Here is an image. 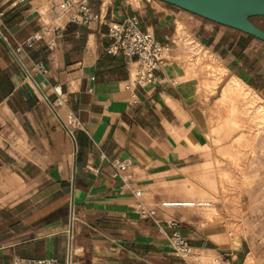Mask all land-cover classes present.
Wrapping results in <instances>:
<instances>
[{
  "label": "crops",
  "instance_id": "crops-1",
  "mask_svg": "<svg viewBox=\"0 0 264 264\" xmlns=\"http://www.w3.org/2000/svg\"><path fill=\"white\" fill-rule=\"evenodd\" d=\"M90 5L98 18L81 26L60 0H0V264H178L170 222L211 252L190 219L197 208L182 204L194 198L185 188L208 160L210 120L226 117V85L235 78L264 98V42L156 0ZM131 17L170 56L148 88L128 89L135 67L108 52L110 24ZM57 21L64 30L52 47L25 45ZM182 36L220 73L209 93ZM114 159L128 164L123 180ZM134 191L161 229L138 215Z\"/></svg>",
  "mask_w": 264,
  "mask_h": 264
},
{
  "label": "rangeland",
  "instance_id": "rangeland-1",
  "mask_svg": "<svg viewBox=\"0 0 264 264\" xmlns=\"http://www.w3.org/2000/svg\"><path fill=\"white\" fill-rule=\"evenodd\" d=\"M253 23L264 28V19ZM178 44L188 51L189 61L196 59L190 68L202 76L209 93L220 82V73L190 38L182 36ZM208 80L210 86L205 85ZM223 93L226 117L210 120L209 157L185 188L194 198L182 204L197 208L190 219L202 243L213 249L206 253L208 259L221 251L235 264H264V98L245 88L243 97ZM223 130L225 144L218 152ZM200 202L209 206L197 207Z\"/></svg>",
  "mask_w": 264,
  "mask_h": 264
},
{
  "label": "built area",
  "instance_id": "built-area-1",
  "mask_svg": "<svg viewBox=\"0 0 264 264\" xmlns=\"http://www.w3.org/2000/svg\"><path fill=\"white\" fill-rule=\"evenodd\" d=\"M60 8L63 14L69 15L68 20L72 24L86 26L98 18L91 9L90 0H60ZM63 30L64 26L58 21L53 25L44 26L39 32L27 40L25 45L31 47L35 43L43 41L48 47H52L54 42L61 37ZM109 37L112 42L108 47V52L123 56L135 67L129 78L128 89L133 87H151L157 79L155 72L162 69L170 61L168 53L155 41L153 36L140 30L139 22L136 18H126L122 22L110 24ZM20 51L21 48H18L16 53ZM14 55L16 54L14 53ZM37 71L42 73L44 70L42 66H38ZM53 91L58 97L60 96L58 88H53ZM57 104V106H61L62 102L60 99L57 100ZM50 106L55 112L53 106ZM72 121L73 117L69 115L66 118V122L63 123V127L67 131ZM127 165V162L124 160H112L110 166L113 170V177L123 180L122 173L126 170ZM133 197L138 215L143 219L152 221L161 229V222L144 206L141 200L142 193L140 191H134ZM186 206H189V204H186ZM198 207H202V205ZM168 227L171 229V234L168 238L169 245L178 260V264H235L223 253H218V256L208 259L204 250L190 245L188 239L181 233L178 223L170 222ZM12 264L61 263L52 258H45L33 261L17 260ZM64 264H70V262L67 261Z\"/></svg>",
  "mask_w": 264,
  "mask_h": 264
},
{
  "label": "water",
  "instance_id": "water-1",
  "mask_svg": "<svg viewBox=\"0 0 264 264\" xmlns=\"http://www.w3.org/2000/svg\"><path fill=\"white\" fill-rule=\"evenodd\" d=\"M156 1L198 16L211 23L236 30L264 42V31L257 28L251 21L255 18H264V0ZM28 76L32 80L29 74Z\"/></svg>",
  "mask_w": 264,
  "mask_h": 264
},
{
  "label": "bare ground",
  "instance_id": "bare-ground-1",
  "mask_svg": "<svg viewBox=\"0 0 264 264\" xmlns=\"http://www.w3.org/2000/svg\"><path fill=\"white\" fill-rule=\"evenodd\" d=\"M244 88L246 89V87L239 80L233 78L231 80V82H229V84L224 88V93L223 94H226V96H227V94L228 95L232 94L234 96L243 97L242 89H244ZM241 103H242V101H241ZM186 204H189V203H186ZM199 205H202V207H208L209 203L200 202V203L197 204V207Z\"/></svg>",
  "mask_w": 264,
  "mask_h": 264
},
{
  "label": "trees",
  "instance_id": "trees-1",
  "mask_svg": "<svg viewBox=\"0 0 264 264\" xmlns=\"http://www.w3.org/2000/svg\"><path fill=\"white\" fill-rule=\"evenodd\" d=\"M256 19V18H255ZM255 19H252L251 21H252V23H253V21L255 20ZM259 19H264V18H259ZM254 24V23H253ZM258 28V27H257ZM260 29V28H259ZM260 30H262V31H264V29H260Z\"/></svg>",
  "mask_w": 264,
  "mask_h": 264
}]
</instances>
